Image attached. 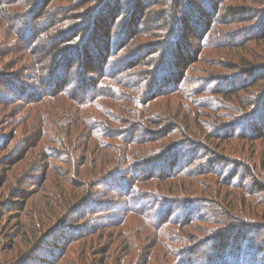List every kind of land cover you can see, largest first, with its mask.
<instances>
[{
  "label": "rangeland",
  "instance_id": "obj_1",
  "mask_svg": "<svg viewBox=\"0 0 264 264\" xmlns=\"http://www.w3.org/2000/svg\"><path fill=\"white\" fill-rule=\"evenodd\" d=\"M220 206L264 264V0H0V264H177Z\"/></svg>",
  "mask_w": 264,
  "mask_h": 264
},
{
  "label": "trees",
  "instance_id": "obj_2",
  "mask_svg": "<svg viewBox=\"0 0 264 264\" xmlns=\"http://www.w3.org/2000/svg\"><path fill=\"white\" fill-rule=\"evenodd\" d=\"M239 13H240V10H238V9H231L229 11V15H237ZM177 24L178 23L174 19H172V22L169 23V25L173 28L176 27ZM174 30H175V28H174ZM83 36H85V35H83ZM171 39H173V36H171ZM173 41H174V43L176 42L175 39ZM172 47H173V45L171 46V48ZM171 56H172V53H171ZM164 71H165V67H164L163 72ZM111 74H112V76H115L117 74L116 69L112 70ZM114 82L115 81H114L113 77H111L110 75H105L103 77V80L98 82L97 88H100V86L105 87L107 89V91L117 89L115 86H113ZM99 92L101 94L100 90H99ZM104 96L105 97H111V95L109 93L105 94ZM84 103H87V102H84ZM173 132L178 133L177 131H173ZM126 133H127V136H129L130 140L135 139L134 137L136 135H138V139H139V138L143 137L145 134L144 131H142V130L140 131L139 129H137V130L132 129V131H130V132L128 131ZM151 133L152 132H149V133H147V135H149ZM171 133L172 132L169 133L170 137H174L175 135H177V134L171 135ZM139 135H140V137H139ZM155 135L156 134H151L150 136L153 137ZM136 140L137 139H135V141ZM178 152H179V150H176L175 146H172L168 151L164 152V155L163 154L159 155V154H157V152H155V153L151 154L149 158H147V159L145 158L142 161H139V160L132 161L131 156H126V161H129L130 167L132 168V171L134 170V171L146 172V171L155 169V167L158 166L159 164L163 163L164 160L168 159L170 156L176 155ZM196 155H197V153H196ZM218 156H220V155H218ZM221 156L224 157V155H221ZM223 157H217L218 160H214V161L211 160L213 165H220L221 164L220 161H222ZM196 160H198V161H196ZM196 160L195 161L198 163L199 158H197ZM209 161L210 160H208L207 162H209ZM215 161H217V162H215ZM173 165H175V164H173ZM192 165H194V167H195L198 164L195 163ZM119 167H121V166H119ZM194 167H193V170H197ZM241 167H242V169H244L243 171H245V173H250L251 176L255 175V171L253 170V172H252V169H251L252 167L248 163L241 166ZM201 168H203L202 164L199 166V169H201ZM175 172L176 173L179 172V175H180L182 170L178 169ZM175 172H173L172 175H175ZM126 174H128V173H126ZM151 175L153 176L154 174H148V176H151ZM233 184H232V182H230L231 186ZM256 187L258 189L263 188L262 184H260V183L256 184ZM155 201H159V200L157 199ZM179 201H180V199H179ZM160 203L162 206H164L166 203V200L164 198H161ZM149 206H155V205L153 204V202H151L147 207H149ZM130 209H131V211H133L131 207H130ZM218 211H219L220 215H222V217H221L222 222L221 221L217 222V219H216V221H214V223L217 225V227L215 226L211 230L212 232L210 234H208L209 236H206L204 239H202L201 241H198L194 245H187L184 248V251H181V256L174 254V252H173V256L175 258H180V260L177 262V264H191L192 261L193 262L195 261L196 264H199L200 263L198 261L199 258H195V256L198 255V253L206 247L210 248L212 253L206 257V260H208V263L206 262V263H201V264H223L224 260H226V262H228L230 256H232L236 253L235 249H236L237 244H240L243 242L241 239L244 237L243 235L245 234V232L248 231L247 228L251 227V225L248 226L247 223H244L243 221H245V220H241L240 224H231L232 221H235L234 215H233V212L229 208H227L226 206H224V207L220 206V208H218ZM157 217H158V214H157ZM176 222H177V220H176ZM178 223H182V221H179ZM172 224L173 223H168L167 226H172ZM154 226L156 227L158 225L154 223ZM167 226H165V227L162 226L161 229L165 230L164 228H166ZM259 229H260V231H264V226L259 227ZM262 243L264 244L263 241H262ZM244 246L246 248L248 247L247 248L248 250L251 249L250 251L252 253H255L256 251H259V249H261L260 246L255 247L251 243L247 244L246 242L244 243ZM169 250H170V248H169Z\"/></svg>",
  "mask_w": 264,
  "mask_h": 264
}]
</instances>
